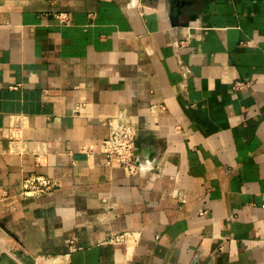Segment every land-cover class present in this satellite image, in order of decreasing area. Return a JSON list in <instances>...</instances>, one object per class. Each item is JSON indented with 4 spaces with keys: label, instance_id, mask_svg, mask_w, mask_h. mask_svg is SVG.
Here are the masks:
<instances>
[{
    "label": "crops",
    "instance_id": "crops-1",
    "mask_svg": "<svg viewBox=\"0 0 264 264\" xmlns=\"http://www.w3.org/2000/svg\"><path fill=\"white\" fill-rule=\"evenodd\" d=\"M0 264H264V0H0Z\"/></svg>",
    "mask_w": 264,
    "mask_h": 264
},
{
    "label": "built area",
    "instance_id": "built-area-1",
    "mask_svg": "<svg viewBox=\"0 0 264 264\" xmlns=\"http://www.w3.org/2000/svg\"><path fill=\"white\" fill-rule=\"evenodd\" d=\"M59 24L67 23L66 14H57L54 16ZM187 45V42H177L176 49L180 50ZM251 87V81H235L232 85L233 91H245ZM84 108V104H78L73 109V114L80 113ZM108 127V135L100 143V154L104 158V163L110 168H119L128 175L139 174V167L135 161V139L136 125L132 116L125 110L121 109L117 116L106 122ZM85 155L92 154L91 147L82 149ZM59 187V183L55 180L48 179L44 176H29L21 180L19 197L33 198L47 195ZM139 232H124L120 234H112L103 243L114 246H130L135 244L139 239ZM75 247L73 241L69 243V253L73 252Z\"/></svg>",
    "mask_w": 264,
    "mask_h": 264
}]
</instances>
